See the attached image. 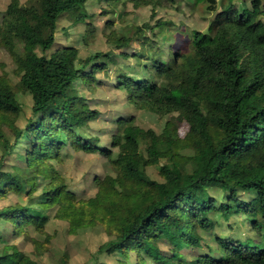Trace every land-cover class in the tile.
Listing matches in <instances>:
<instances>
[{"label":"trees","instance_id":"obj_1","mask_svg":"<svg viewBox=\"0 0 264 264\" xmlns=\"http://www.w3.org/2000/svg\"><path fill=\"white\" fill-rule=\"evenodd\" d=\"M88 1L30 0L21 4L11 0L5 13V41L14 55L21 87L32 95L33 106L27 124L15 127L13 141L1 126L0 140L6 157L28 135L26 164L35 177L50 170L48 162L57 159L64 146L99 150L78 141L80 133L76 130L94 115L85 108V100L76 104L82 106L79 112L71 109L74 104L67 109L56 98L73 103L77 92L71 82L94 83L95 73L107 72L117 60L108 53L80 58L72 46L50 56L44 53L56 43L60 17L74 13L76 20L85 19ZM192 4H202L216 16L207 32L191 35L190 52L173 51L169 60H155L154 53L146 57L138 53L137 63L150 68L146 79L119 74V70L116 77V85L124 87L129 100L140 108L159 114L182 110L192 116L188 132L191 156L183 157L169 137L157 142L153 131L129 122L115 140L132 148L112 158L119 173L100 181L95 197L77 200L75 194L66 191L62 180L56 179L46 186L48 198L40 204L59 202L58 215L69 219L71 230L85 226L87 216L104 220L108 214L116 239L100 249L126 256L134 250L142 261L147 257L158 264H264V1L246 0L241 6L236 0H192ZM140 37L143 44L149 41L143 33L121 35L116 45L124 47ZM39 48L43 54L38 53ZM179 88L185 91L181 95L174 93ZM23 108L17 95L0 86V113L17 116ZM143 142H147L145 152L141 151ZM162 159L168 161L161 164ZM151 165H159L163 182L147 174ZM14 168L17 171H0V197L25 189L20 181L30 186L32 178H23L21 169ZM35 185L25 191L28 196ZM217 189L223 192L219 198L211 193ZM242 192L249 198L243 199ZM214 211L225 219L244 212L260 243L227 236L217 238L219 252L192 256L181 252L201 246L195 230L210 231L214 223L209 214ZM0 218L11 222L18 233L28 225L41 227L47 220L18 205L1 208ZM168 236L174 239L167 253L158 243ZM13 249L0 255V264H35L15 245Z\"/></svg>","mask_w":264,"mask_h":264},{"label":"rangeland","instance_id":"obj_2","mask_svg":"<svg viewBox=\"0 0 264 264\" xmlns=\"http://www.w3.org/2000/svg\"><path fill=\"white\" fill-rule=\"evenodd\" d=\"M19 1L21 4L30 3V0ZM236 1L238 6L242 5V1L246 2ZM10 2L11 0H0V86L17 95L24 108L17 116L0 113V126L13 141L15 127L22 128L31 116L33 100L32 95L21 87L14 55L5 41V13ZM84 9L87 16L83 20H76L74 13H66L60 17L56 28V43L44 53L50 56L58 49L72 46L78 49L80 58L94 53H108L117 60L107 72H96L94 83L87 80L70 83L77 92V103H71L72 100L61 96L56 98V101L67 109L74 104L71 109L79 112L82 106L76 107V104L81 102L79 100L82 98L85 100V108L94 115L83 127L76 130L80 133L78 141L80 144L96 146L99 150L89 151L74 145L64 146L58 152L59 157L48 162L47 165L51 163L50 170L44 174L37 173L38 177H35L26 164L28 135L21 139L20 148L17 146V150L6 157L4 143L0 140V171H17L14 167L18 166L23 178H32L30 186L19 182L24 184L25 189L22 191H11L7 197H0V209L9 205L25 206L32 214L47 219L41 227L28 225L24 227L23 232L18 233L11 222L5 223L0 218V235L3 238L0 241V255L12 253L15 245L35 264H158L147 257L142 261L140 254L134 250L127 256L119 251L101 250L103 244L116 239L115 228L111 226L108 214L104 215V220L87 216L85 226L71 230L69 219L58 215L59 202L52 206H43L40 201L48 198L45 188L56 179L62 180L66 191L75 194L77 200L95 197L100 189L98 183L119 173L112 158L120 151L132 148L124 141L116 144L115 140L122 133V127L129 122L145 131H153L157 142H164L169 137L183 157L191 156L188 132L192 116L182 110L159 114L140 108L129 100V93L124 87L116 85V77L119 70V74L146 79L150 68H142V65L137 63L138 53L144 54L145 57L154 53L155 60H169L173 58V51L190 52L191 35L195 31L207 32L216 12H208L202 4L194 6L192 0H145L140 4H135L132 0H89ZM141 33L143 37L149 38L145 44L140 37L124 47L116 45L121 35L141 36ZM46 34H49V31H46ZM19 46L21 47V44ZM38 53L43 54V51L39 48ZM144 56L140 58H145ZM158 80L161 81L159 76ZM184 92L182 88L174 90L177 95ZM146 144L147 142L141 144V151L145 152ZM166 161L168 159H162L161 164ZM48 174L50 177H46ZM147 174L158 182L165 180L159 165L149 166ZM32 183L36 184L35 190L28 196L25 191L31 190ZM211 193L218 198L223 194L219 189L211 190ZM240 196L243 199L249 198V194L244 192ZM209 217L214 223L210 231H202L200 228L195 230L201 246L186 248L181 252L191 256L209 251L219 252L221 246L217 238L227 236L260 243L244 212L238 211L225 219L214 211ZM90 219L91 222H87ZM171 239L174 238L164 237L158 243L167 253L172 247Z\"/></svg>","mask_w":264,"mask_h":264}]
</instances>
